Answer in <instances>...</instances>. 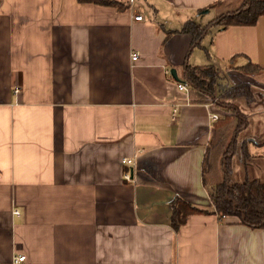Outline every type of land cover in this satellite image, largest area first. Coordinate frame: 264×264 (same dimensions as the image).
<instances>
[{"label":"crops","instance_id":"1","mask_svg":"<svg viewBox=\"0 0 264 264\" xmlns=\"http://www.w3.org/2000/svg\"><path fill=\"white\" fill-rule=\"evenodd\" d=\"M117 1L0 0V264H264V227L238 216L170 227L175 196L213 209L202 163L226 113L178 90L187 65H217L216 95L257 90L234 99L245 123L226 158L232 182L264 181V15L193 42L185 21L243 0Z\"/></svg>","mask_w":264,"mask_h":264},{"label":"trees","instance_id":"2","mask_svg":"<svg viewBox=\"0 0 264 264\" xmlns=\"http://www.w3.org/2000/svg\"><path fill=\"white\" fill-rule=\"evenodd\" d=\"M80 2H92L103 5H113L117 8L125 6L117 0H78ZM127 3V2H126ZM128 7L129 4H126ZM264 15V0H244L242 5L234 11L223 13L209 21L206 25H200L192 20L185 21L181 31L190 33L193 42L201 38L209 27L216 26L224 28L232 24L252 25L260 16ZM260 66L247 62L242 66L244 71L259 70ZM218 74V67L210 62L202 67L185 66L184 75L189 83L188 98L191 102L213 101L219 106L225 107L226 113L213 124L212 144L216 147L220 144L225 148L224 172L222 178L215 184L208 186V197L213 209L199 207L191 204L179 196L171 201L170 227L177 232L186 221L189 214L215 212L219 219L227 215L238 216L242 223L250 227H264V181L256 178L245 179L244 181L231 182V169L226 153L235 147L236 140L225 141L227 128L232 125V130H237L245 123V118L236 109L235 98L252 100L253 90L247 83H239L225 89L219 95L215 94V81ZM236 118V119H235ZM243 119V120H241ZM240 121L236 123V121ZM237 128V129H236ZM218 142V143H217ZM214 146V147H215ZM213 151V149H212ZM210 153L204 155L202 173L205 181V174L211 164ZM205 184V183H204Z\"/></svg>","mask_w":264,"mask_h":264},{"label":"rangeland","instance_id":"3","mask_svg":"<svg viewBox=\"0 0 264 264\" xmlns=\"http://www.w3.org/2000/svg\"><path fill=\"white\" fill-rule=\"evenodd\" d=\"M255 72H258V70H255ZM254 88H256V87H254ZM259 88H260V86H259ZM252 90L257 91L256 89H252ZM263 102H264V100H263ZM227 135H229V134L227 133ZM222 151H224L223 147H221V145L219 144L217 147V150L214 149L212 152L211 164L209 166V170L206 172V179L208 181V184H212L214 182V179H216V181H219L223 176L224 167H223V163L221 162ZM248 175H249V178L253 177L251 168H248ZM261 179H262V177H261Z\"/></svg>","mask_w":264,"mask_h":264},{"label":"built area","instance_id":"4","mask_svg":"<svg viewBox=\"0 0 264 264\" xmlns=\"http://www.w3.org/2000/svg\"><path fill=\"white\" fill-rule=\"evenodd\" d=\"M133 1H134V0H127L129 6L132 5V2H133ZM133 20H135V21H137V20H141V15H140V14H137V13L134 14V15H133ZM136 58H137V53H132V55H131V59H132V60H136ZM189 87H190V85H189V83L187 82V80H181V81L177 82V88H178V90H180V91H183V92H186V93H187V92L189 91ZM174 110H175V108H174ZM211 118L214 119V120H216V119L221 118V115L215 113V114H212ZM122 162L125 163V164H129V165H130V164L133 163V159H132V158H129V157H124V158L122 159ZM123 177H124V179H126V180H131V178H130V176H129V174H128L127 172H125V173L123 174ZM14 213L18 214V211L15 210ZM23 262H25V256H24L23 254L16 255V256H14L13 259H12V263H13V264H21V263H23Z\"/></svg>","mask_w":264,"mask_h":264},{"label":"water","instance_id":"5","mask_svg":"<svg viewBox=\"0 0 264 264\" xmlns=\"http://www.w3.org/2000/svg\"><path fill=\"white\" fill-rule=\"evenodd\" d=\"M232 182V181H231Z\"/></svg>","mask_w":264,"mask_h":264}]
</instances>
